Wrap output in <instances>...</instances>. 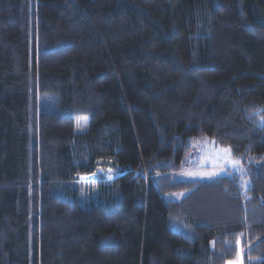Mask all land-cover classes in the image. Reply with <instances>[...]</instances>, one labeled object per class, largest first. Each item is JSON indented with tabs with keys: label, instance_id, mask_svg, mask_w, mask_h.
Segmentation results:
<instances>
[{
	"label": "trees",
	"instance_id": "obj_1",
	"mask_svg": "<svg viewBox=\"0 0 264 264\" xmlns=\"http://www.w3.org/2000/svg\"><path fill=\"white\" fill-rule=\"evenodd\" d=\"M200 138L253 157L245 193L174 180ZM239 249L264 264V0H0V264Z\"/></svg>",
	"mask_w": 264,
	"mask_h": 264
},
{
	"label": "rangeland",
	"instance_id": "obj_2",
	"mask_svg": "<svg viewBox=\"0 0 264 264\" xmlns=\"http://www.w3.org/2000/svg\"><path fill=\"white\" fill-rule=\"evenodd\" d=\"M252 158L233 156L227 146H221L209 138H200L194 142L192 150L188 153L185 167L171 175L174 180L183 181H203L235 175L239 179L240 190L245 193L250 185L249 162ZM115 176L116 171L111 166H104L91 176H79L77 183L82 184V189L87 188V184L94 188L97 180L111 181ZM181 196L182 194H174L172 197L178 199ZM228 262L243 264L241 249L237 256Z\"/></svg>",
	"mask_w": 264,
	"mask_h": 264
},
{
	"label": "snow or ice",
	"instance_id": "obj_3",
	"mask_svg": "<svg viewBox=\"0 0 264 264\" xmlns=\"http://www.w3.org/2000/svg\"><path fill=\"white\" fill-rule=\"evenodd\" d=\"M229 264H233V262H229Z\"/></svg>",
	"mask_w": 264,
	"mask_h": 264
},
{
	"label": "crops",
	"instance_id": "obj_4",
	"mask_svg": "<svg viewBox=\"0 0 264 264\" xmlns=\"http://www.w3.org/2000/svg\"><path fill=\"white\" fill-rule=\"evenodd\" d=\"M229 263V262H226V264Z\"/></svg>",
	"mask_w": 264,
	"mask_h": 264
}]
</instances>
